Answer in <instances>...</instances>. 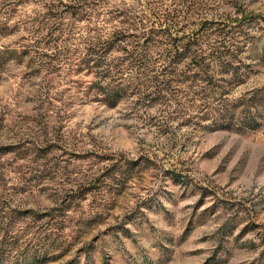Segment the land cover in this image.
I'll use <instances>...</instances> for the list:
<instances>
[{
    "label": "rangeland",
    "instance_id": "1",
    "mask_svg": "<svg viewBox=\"0 0 264 264\" xmlns=\"http://www.w3.org/2000/svg\"><path fill=\"white\" fill-rule=\"evenodd\" d=\"M43 1L0 0V264H264V123L164 126L96 100L92 76L34 42ZM75 1L52 0L60 21ZM202 1L201 18L243 16L263 52L264 0Z\"/></svg>",
    "mask_w": 264,
    "mask_h": 264
},
{
    "label": "trees",
    "instance_id": "2",
    "mask_svg": "<svg viewBox=\"0 0 264 264\" xmlns=\"http://www.w3.org/2000/svg\"><path fill=\"white\" fill-rule=\"evenodd\" d=\"M142 1L76 0L66 24L44 0L34 42L57 49L58 64L92 76L94 97L110 107L130 99L136 112L154 107L164 126L263 125L264 84H250L249 60L264 59V42L263 52L252 46L244 17L201 18L202 0Z\"/></svg>",
    "mask_w": 264,
    "mask_h": 264
}]
</instances>
